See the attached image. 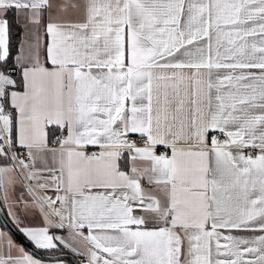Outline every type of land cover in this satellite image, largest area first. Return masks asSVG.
<instances>
[{"label": "snow or ice", "instance_id": "snow-or-ice-1", "mask_svg": "<svg viewBox=\"0 0 264 264\" xmlns=\"http://www.w3.org/2000/svg\"><path fill=\"white\" fill-rule=\"evenodd\" d=\"M0 208V264H264V0H0Z\"/></svg>", "mask_w": 264, "mask_h": 264}, {"label": "water", "instance_id": "water-1", "mask_svg": "<svg viewBox=\"0 0 264 264\" xmlns=\"http://www.w3.org/2000/svg\"><path fill=\"white\" fill-rule=\"evenodd\" d=\"M0 221L1 223L6 227V229L10 232L12 237L17 240L19 243L23 244L25 248L30 252V253H39V250L35 249L34 246H32L23 236L21 233L17 231V229L14 227V225L10 222L8 217L6 216L3 208H0ZM43 255V253H40ZM70 262L72 264H79V260L77 259L76 256H70Z\"/></svg>", "mask_w": 264, "mask_h": 264}, {"label": "crops", "instance_id": "crops-1", "mask_svg": "<svg viewBox=\"0 0 264 264\" xmlns=\"http://www.w3.org/2000/svg\"><path fill=\"white\" fill-rule=\"evenodd\" d=\"M27 178V174H25V179ZM31 183V182H29ZM17 187H19V185H17ZM33 189L35 191V188L33 186ZM36 195H40L39 192H36ZM49 195H51V193H49ZM4 212H5V209L3 208ZM6 214V212H5ZM7 216V215H6ZM8 217V216H7ZM25 217H26V221L27 222H32V223H39V214L34 212L33 210L29 209V210H26L25 212ZM8 219L10 220V222L13 224L12 220L10 217H8ZM14 225V224H13ZM15 227V226H14ZM16 228V227H15ZM0 230H3L4 232L10 234V232L6 229V227L1 223L0 221ZM11 235V234H10ZM23 236V235H22ZM13 240H15L13 237H12ZM17 243H19L17 240H15ZM21 244V243H20ZM27 250V249H26ZM28 251V250H27ZM77 259L79 260V262L83 261V257L81 256H76ZM72 264V263H71Z\"/></svg>", "mask_w": 264, "mask_h": 264}]
</instances>
